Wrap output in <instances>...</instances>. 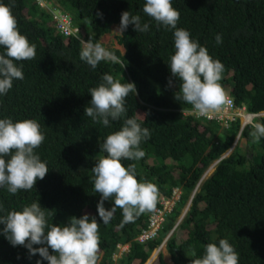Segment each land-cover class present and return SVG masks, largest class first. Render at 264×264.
<instances>
[{
  "label": "trees",
  "instance_id": "obj_1",
  "mask_svg": "<svg viewBox=\"0 0 264 264\" xmlns=\"http://www.w3.org/2000/svg\"><path fill=\"white\" fill-rule=\"evenodd\" d=\"M14 0L13 15L20 33L36 47L32 60L18 61L24 78L14 80L6 95L0 96V119L13 122L35 119L45 136L35 149L48 166L44 179L31 190L11 194L0 187V206L6 215L37 202L46 213L49 225H67L70 217L95 216L99 225L98 264H147L154 251L183 214L194 190L191 205L179 224L185 239L168 241L173 264H191L202 257L207 243L227 239L239 255V264H264V137L253 143L251 126L243 129L240 141L247 142L250 155L240 146L223 157L233 146L241 129L237 119L229 128L198 119L191 105L178 101L179 81L171 76L170 56L174 54V29L143 13L145 0ZM10 4L11 0H0ZM179 11L178 28L207 48L213 59L224 65L220 81L230 91L237 108L249 113L264 112V0H171ZM58 8L74 18L78 35L64 37L56 29L53 10ZM130 11L149 23L147 32L137 33L129 25L117 41L121 53L109 49L101 38L119 25L121 14ZM99 14V15H98ZM220 35L222 43L215 37ZM100 42L118 58L119 63L101 61L95 69L81 61L82 41ZM5 49L0 46V53ZM107 73L122 83H134L137 94L125 101L126 116L110 121V126L85 116L91 94L89 89L102 82ZM172 79V84L169 80ZM135 117L150 130L141 142L145 156L136 165L138 181L154 183L160 197L181 189L175 205L160 230V235L145 243L138 240L148 224L150 213L120 227L122 212L117 209L108 224L98 215L100 194L94 191L91 169L100 155L99 143L120 130L124 119ZM264 123V118L259 120ZM222 130V132H221ZM239 141V142H240ZM239 144V143H238ZM221 159V160H220ZM220 160L198 187L213 163ZM114 202L105 200L110 210ZM4 225L0 224V229ZM174 233V232H173ZM175 233L173 234V236ZM119 245H128L121 252ZM42 245H33L41 247ZM195 251L196 256H192ZM50 254L52 250L49 249ZM48 264L39 254L29 258L24 246H13L0 233V264ZM152 264H167L162 254Z\"/></svg>",
  "mask_w": 264,
  "mask_h": 264
},
{
  "label": "clouds",
  "instance_id": "obj_2",
  "mask_svg": "<svg viewBox=\"0 0 264 264\" xmlns=\"http://www.w3.org/2000/svg\"><path fill=\"white\" fill-rule=\"evenodd\" d=\"M12 7L14 0H11L10 4L0 3V46L5 49L0 53V96L8 93L14 80L24 78L21 67L15 62L32 60L36 56L35 45L31 44L18 29ZM56 10L54 9L52 13ZM142 11L154 20L158 27L163 25L175 30L173 33L175 52L170 56L168 64L171 76L179 81V90L175 98L191 105L192 111L198 116L208 117L221 111L230 103L220 83L224 73L222 62L213 59L207 48L193 40L187 30L177 27L180 13L172 6L171 0H145ZM71 22L76 29V34L71 36H77L78 31L72 16ZM129 25H134L133 30L137 33L147 32L150 27L149 23H142L140 15L124 11L120 24L113 32L123 35ZM215 41L217 44L223 42L220 35L215 37ZM82 45L80 59L93 69L101 61L119 63V58L100 42L93 43L88 40L82 41ZM101 79L102 82L98 86L89 89L91 101L85 108V116L91 117L95 123L108 127L110 121H118L126 116V98L130 93L136 95L137 89L134 83H122L107 73ZM172 82L170 79L169 84ZM251 128L249 135L252 142L257 143L264 137V123H252ZM150 135V130L141 127L137 118L124 119L120 130L108 134L99 143L100 153L104 155L97 158L95 166L91 169L94 191L100 194L97 211L104 224L111 221L117 209L122 212L121 228L127 223L134 222L140 215L150 213L148 224L138 237L143 243L160 235V230L182 194L180 188H174L170 197H160V205L157 208L158 187L147 180L138 181L134 163L127 167L122 164L123 160L139 161L145 156L140 145L142 141L149 139ZM44 139L40 124L35 119L16 122L10 118L0 119V187H6L7 191L14 195L20 190L33 189L38 179H44L49 169L46 162H43L35 152ZM206 176L200 179L198 187ZM196 192L197 188L187 205V211ZM105 200L114 202L110 210L105 209ZM0 211H3L2 206ZM187 211L184 210L163 241L165 244L167 242L168 251L169 238L180 231L179 224ZM0 224L4 225L0 233L11 245L27 248L29 258L39 254L43 260L48 261V264H98L100 224L95 216L84 214L80 218L70 217L66 226L49 225L41 205L33 202L20 211L12 210L6 215H0ZM163 243L154 251L153 259L151 257L147 264L152 260L154 262L160 254L163 255L160 251ZM33 245L42 246L37 248ZM119 247L121 252L116 258L129 249L128 245ZM49 249L53 254H50ZM166 255L171 259L170 252ZM192 256H196L195 251L192 252ZM164 258L167 261L166 257ZM37 264H41V261L38 260ZM191 264H239V255L227 239H220L218 245L207 243L202 257L192 259Z\"/></svg>",
  "mask_w": 264,
  "mask_h": 264
},
{
  "label": "built area",
  "instance_id": "obj_3",
  "mask_svg": "<svg viewBox=\"0 0 264 264\" xmlns=\"http://www.w3.org/2000/svg\"><path fill=\"white\" fill-rule=\"evenodd\" d=\"M39 2L43 6L44 1L39 0ZM53 14L56 27L64 36L68 37L76 34V29L72 25L69 14L61 11H55ZM227 97L230 103L226 104L221 111L213 113L208 117L198 116L193 112L194 115L202 120L209 122L215 121L225 128H229L232 122L240 119L241 129L251 126L252 123H259L258 121L264 117V112L249 113L244 108H237L234 99L230 95H227Z\"/></svg>",
  "mask_w": 264,
  "mask_h": 264
},
{
  "label": "rangeland",
  "instance_id": "obj_4",
  "mask_svg": "<svg viewBox=\"0 0 264 264\" xmlns=\"http://www.w3.org/2000/svg\"><path fill=\"white\" fill-rule=\"evenodd\" d=\"M43 6H46V3H43ZM56 9H58V8H56ZM59 10H60V9H59ZM59 10H56V12H58ZM117 27H118V26L115 25V26L112 28V31H111L110 33L104 35V36L101 38V41L105 44V46H106L107 48H109V49H115V50H118V51H120L121 53H123V52H124V47H123L122 45H120V44L118 43V41H117V36L120 35V34H119V33H116V32H113ZM229 92H230V91H226V95H230V96H231V94H230ZM231 97H232V96H231ZM262 118H264V117H262ZM221 132H222V130H221ZM236 140H237V138H236ZM236 140H235L234 147L236 148V147L240 146V147L242 148V152H243V153H247V154L250 155V153H251V149L248 147L247 142H241V141L238 139V141H237V145H236ZM239 141H240V142H239ZM238 143H239V144H238ZM234 147H233V148H234ZM233 148L231 149V151H228V154H229V155L232 153ZM228 154H227V155H228ZM229 155H228V156H229ZM211 173H212V169H210V171H209L208 175L206 176V178H207ZM206 178H205V179H206ZM205 179H204V180H205ZM184 210L187 211V206L184 208ZM184 210H183V212H184ZM171 238H177V241L180 243V242H182V241L185 239V235H184V232H182V231L180 230L178 233H175V235L172 236ZM171 238H169V239H171ZM166 248H167V242H166V244L163 243V245L161 246V250H160V251L163 253L164 257H166V260H167L166 262H167L168 264H173L172 261H171V259H169V258H170L169 255H166V254L169 253V251H168ZM164 252H165L166 254H164ZM152 262H153V260L151 261V263H152ZM151 263H150V264H151Z\"/></svg>",
  "mask_w": 264,
  "mask_h": 264
},
{
  "label": "water",
  "instance_id": "obj_5",
  "mask_svg": "<svg viewBox=\"0 0 264 264\" xmlns=\"http://www.w3.org/2000/svg\"><path fill=\"white\" fill-rule=\"evenodd\" d=\"M116 25H117V24H116ZM113 27H114V25H113ZM113 27H112V28H113ZM242 132H243V129H240V133H239L238 136H237L236 145H237V141H238V139H240V136H241ZM234 144H235V143H234ZM234 144H233V146L231 147V149L234 147ZM231 149H230L229 151H231ZM234 149H235V147L233 148L232 152L234 151ZM227 154H228V152H227L226 154H224L222 158L227 157V156L229 155V154H228V155H227ZM220 160H221V159H220ZM220 160H217L215 163H213V164L211 165V167L209 168V170L205 173V176L208 175L210 169H212V173H213V171L215 170V167L217 166V164L219 163ZM152 259H153V257H152Z\"/></svg>",
  "mask_w": 264,
  "mask_h": 264
},
{
  "label": "crops",
  "instance_id": "obj_6",
  "mask_svg": "<svg viewBox=\"0 0 264 264\" xmlns=\"http://www.w3.org/2000/svg\"><path fill=\"white\" fill-rule=\"evenodd\" d=\"M125 248V247H124ZM126 249V248H125Z\"/></svg>",
  "mask_w": 264,
  "mask_h": 264
}]
</instances>
